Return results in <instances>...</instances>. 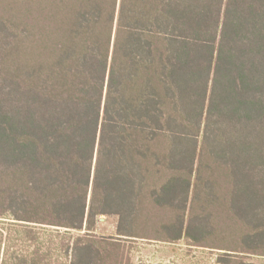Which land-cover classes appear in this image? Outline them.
<instances>
[{"label":"trees","instance_id":"trees-1","mask_svg":"<svg viewBox=\"0 0 264 264\" xmlns=\"http://www.w3.org/2000/svg\"><path fill=\"white\" fill-rule=\"evenodd\" d=\"M0 222V264L264 259V0H0Z\"/></svg>","mask_w":264,"mask_h":264},{"label":"rangeland","instance_id":"rangeland-1","mask_svg":"<svg viewBox=\"0 0 264 264\" xmlns=\"http://www.w3.org/2000/svg\"><path fill=\"white\" fill-rule=\"evenodd\" d=\"M114 220L104 221V224L100 226L97 231L98 236L109 235L113 230ZM0 222V228H5ZM43 233V232H40ZM13 234V233H12ZM48 234L49 239L52 236H56V233L53 232L51 235ZM13 234V238L15 239ZM43 242H47L46 235L41 236ZM11 239V240H12ZM46 239V240H45ZM59 240V239H58ZM41 241V242H42ZM57 242V241H56ZM17 249L18 256H23L25 251L21 243ZM16 245V247H17ZM131 259L134 264H217L218 253H212L207 250L191 248L185 242L180 241L178 243H165L160 241H144L136 242L131 244ZM14 250L9 251L6 259L9 263H14ZM56 260L59 258L54 256ZM247 262H253L254 264H264V259L254 257L248 258Z\"/></svg>","mask_w":264,"mask_h":264},{"label":"crops","instance_id":"crops-1","mask_svg":"<svg viewBox=\"0 0 264 264\" xmlns=\"http://www.w3.org/2000/svg\"><path fill=\"white\" fill-rule=\"evenodd\" d=\"M19 246H20V245H17L16 250L18 249ZM31 248H32V247H31ZM16 256L18 257L17 252H16ZM25 259H26V263H27V264L30 263V262L32 261V258H30L29 256H28V258H25Z\"/></svg>","mask_w":264,"mask_h":264}]
</instances>
